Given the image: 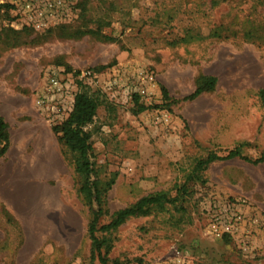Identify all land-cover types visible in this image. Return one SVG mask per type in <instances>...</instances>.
I'll return each instance as SVG.
<instances>
[{
    "label": "rangeland",
    "instance_id": "1",
    "mask_svg": "<svg viewBox=\"0 0 264 264\" xmlns=\"http://www.w3.org/2000/svg\"><path fill=\"white\" fill-rule=\"evenodd\" d=\"M2 4L0 264H100L75 155L35 104L55 68L70 108L82 87L102 99L86 125L109 184L100 222L147 194H178L97 232L111 241L107 264H264V161L221 158L192 175L198 159L238 144L251 159L264 153V0H79L72 22L45 31L12 26ZM141 70L153 77L144 98L126 89ZM199 74L216 86L190 98Z\"/></svg>",
    "mask_w": 264,
    "mask_h": 264
},
{
    "label": "trees",
    "instance_id": "2",
    "mask_svg": "<svg viewBox=\"0 0 264 264\" xmlns=\"http://www.w3.org/2000/svg\"><path fill=\"white\" fill-rule=\"evenodd\" d=\"M3 5V4H2ZM9 12L10 5L4 4ZM24 29V28H23ZM26 29V28H25ZM248 33H244V37ZM264 43V42H263ZM217 83V78L213 75L199 74L195 79V88L191 93L190 98H194L203 92L213 91ZM137 99V97H135ZM102 104V99L98 91H91L87 87L79 89L73 98V103L68 115L59 123L53 125V130L57 132L61 142L75 155L74 168L81 177L80 189L83 192L89 209L91 218L87 223V235L90 240L91 253L97 255L100 264H107V254L111 249V241L106 237H99L97 232H109L116 229L129 217L146 215L153 206H162L164 203L174 204L177 200V195L170 197L167 193L157 192L150 193L140 197L134 203L127 205L114 211L110 215V220L106 223H101V217L106 214V208L103 206L104 194L107 190V184L104 185L99 179V168L95 151L90 142V131L86 129V125L93 121L98 107ZM141 106L139 110L145 109ZM6 121L0 115V154L6 150V144L9 140V132ZM239 157L253 164L264 161V153L255 159H251L241 152V145L229 149L225 156H220L215 153H209L205 158L198 159L195 163L192 175L200 179V173L209 163L216 159ZM109 186V184H108ZM184 189V185L178 187ZM113 264H126L119 261H113ZM138 264H146L138 260Z\"/></svg>",
    "mask_w": 264,
    "mask_h": 264
},
{
    "label": "built area",
    "instance_id": "3",
    "mask_svg": "<svg viewBox=\"0 0 264 264\" xmlns=\"http://www.w3.org/2000/svg\"><path fill=\"white\" fill-rule=\"evenodd\" d=\"M12 13V26L45 31L54 25L72 22L78 15L79 0H8ZM91 76L90 72H82L79 79ZM135 80L127 83V92L135 93L140 98L147 97L149 87L153 83L151 73L138 71ZM68 90L65 77L61 71L50 69L44 77L42 90L35 98L36 106L50 118L59 123L70 111ZM161 121H167L164 111L158 113ZM60 120V121H59ZM178 254V253H177ZM180 257L169 261H158L156 264H181Z\"/></svg>",
    "mask_w": 264,
    "mask_h": 264
},
{
    "label": "crops",
    "instance_id": "4",
    "mask_svg": "<svg viewBox=\"0 0 264 264\" xmlns=\"http://www.w3.org/2000/svg\"><path fill=\"white\" fill-rule=\"evenodd\" d=\"M3 116H4V114H3Z\"/></svg>",
    "mask_w": 264,
    "mask_h": 264
}]
</instances>
